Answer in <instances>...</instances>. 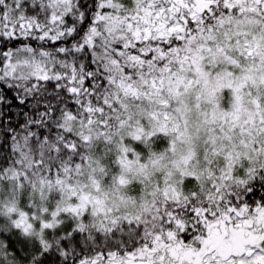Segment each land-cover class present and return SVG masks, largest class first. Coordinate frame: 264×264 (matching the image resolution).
I'll list each match as a JSON object with an SVG mask.
<instances>
[{
  "label": "snow or ice",
  "instance_id": "obj_1",
  "mask_svg": "<svg viewBox=\"0 0 264 264\" xmlns=\"http://www.w3.org/2000/svg\"><path fill=\"white\" fill-rule=\"evenodd\" d=\"M0 264H264V0H0Z\"/></svg>",
  "mask_w": 264,
  "mask_h": 264
}]
</instances>
